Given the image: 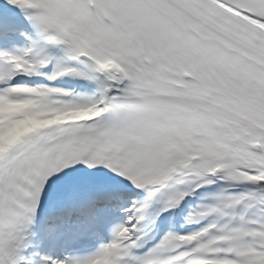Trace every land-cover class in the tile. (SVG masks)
<instances>
[{"label": "snow or ice", "instance_id": "6c2138e0", "mask_svg": "<svg viewBox=\"0 0 264 264\" xmlns=\"http://www.w3.org/2000/svg\"><path fill=\"white\" fill-rule=\"evenodd\" d=\"M0 264H264V0H0Z\"/></svg>", "mask_w": 264, "mask_h": 264}]
</instances>
